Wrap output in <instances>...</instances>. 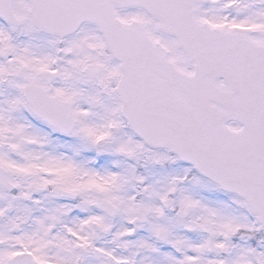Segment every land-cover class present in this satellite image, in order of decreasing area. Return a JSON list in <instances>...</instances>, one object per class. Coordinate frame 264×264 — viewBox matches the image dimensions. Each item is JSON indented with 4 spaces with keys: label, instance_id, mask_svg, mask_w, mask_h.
<instances>
[{
    "label": "snow or ice",
    "instance_id": "obj_1",
    "mask_svg": "<svg viewBox=\"0 0 264 264\" xmlns=\"http://www.w3.org/2000/svg\"><path fill=\"white\" fill-rule=\"evenodd\" d=\"M0 264H264V0H0Z\"/></svg>",
    "mask_w": 264,
    "mask_h": 264
}]
</instances>
